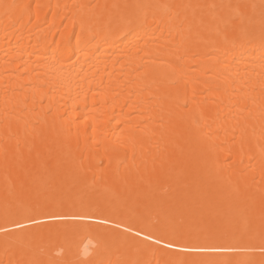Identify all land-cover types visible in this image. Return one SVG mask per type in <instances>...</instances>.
Instances as JSON below:
<instances>
[{
	"label": "bare ground",
	"instance_id": "6f19581e",
	"mask_svg": "<svg viewBox=\"0 0 264 264\" xmlns=\"http://www.w3.org/2000/svg\"><path fill=\"white\" fill-rule=\"evenodd\" d=\"M0 264H264V0H0Z\"/></svg>",
	"mask_w": 264,
	"mask_h": 264
}]
</instances>
